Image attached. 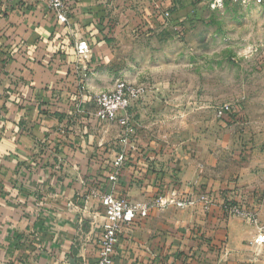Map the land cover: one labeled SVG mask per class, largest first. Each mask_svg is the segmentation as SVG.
Returning <instances> with one entry per match:
<instances>
[{"label": "crops", "instance_id": "0c3cea01", "mask_svg": "<svg viewBox=\"0 0 264 264\" xmlns=\"http://www.w3.org/2000/svg\"><path fill=\"white\" fill-rule=\"evenodd\" d=\"M69 1L63 25L39 0H0V264H95L103 206L93 191L113 190L143 205L172 184L182 191L222 188L206 173L199 143L162 171L157 163L164 158L148 145L144 154L129 155L112 184L108 163L118 140L106 141L104 125L89 116L94 94L74 64V40L90 30L100 0ZM207 2L197 0L195 10ZM91 43L88 65L97 66L107 47ZM81 92L85 102L76 112L70 102ZM251 188L248 183L244 206L260 213ZM258 232L219 204L208 211L200 204L152 207L123 227L113 262L259 264L255 251L264 243L254 241Z\"/></svg>", "mask_w": 264, "mask_h": 264}, {"label": "rangeland", "instance_id": "374dc122", "mask_svg": "<svg viewBox=\"0 0 264 264\" xmlns=\"http://www.w3.org/2000/svg\"><path fill=\"white\" fill-rule=\"evenodd\" d=\"M196 1L95 3L83 34L103 41L106 55L103 63L88 65L83 82L93 94L111 91L119 80L145 86V97L131 110L139 155L151 145L164 158L157 163L162 171L199 143L206 173L222 187L210 193H234L244 204L250 183L263 216L264 0H209L198 11ZM224 105L229 110L219 116ZM101 123L105 140L117 141V124ZM256 249L264 264V244Z\"/></svg>", "mask_w": 264, "mask_h": 264}, {"label": "built area", "instance_id": "2783aa9c", "mask_svg": "<svg viewBox=\"0 0 264 264\" xmlns=\"http://www.w3.org/2000/svg\"><path fill=\"white\" fill-rule=\"evenodd\" d=\"M20 1L29 2L30 0ZM39 1L42 2L45 10L55 16L58 22L68 25L69 14L73 7L69 0ZM256 1L261 2L262 0ZM161 12V16L164 18L168 17V11ZM90 42V39L85 35L74 40L75 70L81 73L82 78L86 75L90 61L92 52ZM147 91V88L143 85L119 80L111 91L94 94L89 98V102L92 105L89 116L99 122H115L120 130L116 147L112 148L114 156L108 163V167L111 170L108 178L112 184L117 182L120 170L129 155L140 151L136 141V128L132 122L133 114L131 110L139 101H142ZM79 96L75 103L76 112L83 109L85 102L82 92ZM228 110L229 107L224 105L220 108L218 115L222 116ZM92 193L103 206L95 264H114L113 253L123 227L130 225L137 218L147 217L152 207L165 208L170 205L175 208H185L200 204L203 210L208 211L211 207L219 204L226 215L241 217L256 226L259 232L254 241L258 244L264 243V225H260L256 211L245 207L240 200H237V195H234V193L216 197L208 191H194L193 189L182 191L175 184H172L151 204L143 205L133 204L127 196L117 195L113 190L103 193L93 191Z\"/></svg>", "mask_w": 264, "mask_h": 264}, {"label": "trees", "instance_id": "16d2710c", "mask_svg": "<svg viewBox=\"0 0 264 264\" xmlns=\"http://www.w3.org/2000/svg\"><path fill=\"white\" fill-rule=\"evenodd\" d=\"M73 99H72V101L70 102V105L73 107H75V103H76V101H77V99L79 98V97H72ZM102 161H103V159H100V162L102 163Z\"/></svg>", "mask_w": 264, "mask_h": 264}]
</instances>
